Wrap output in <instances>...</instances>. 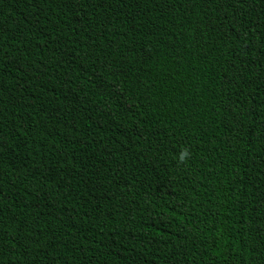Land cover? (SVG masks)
Segmentation results:
<instances>
[{
    "label": "trees",
    "instance_id": "16d2710c",
    "mask_svg": "<svg viewBox=\"0 0 264 264\" xmlns=\"http://www.w3.org/2000/svg\"><path fill=\"white\" fill-rule=\"evenodd\" d=\"M0 264H264V0H0Z\"/></svg>",
    "mask_w": 264,
    "mask_h": 264
}]
</instances>
